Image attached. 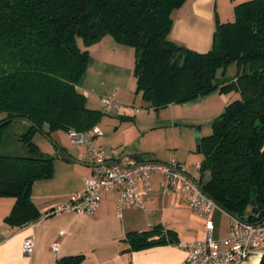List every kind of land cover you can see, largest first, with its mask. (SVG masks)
Wrapping results in <instances>:
<instances>
[{
    "label": "trees",
    "instance_id": "obj_1",
    "mask_svg": "<svg viewBox=\"0 0 264 264\" xmlns=\"http://www.w3.org/2000/svg\"><path fill=\"white\" fill-rule=\"evenodd\" d=\"M187 1L0 0V198L16 199L8 224L22 228L41 218L32 191L53 176L54 158L41 152L34 134L48 124L52 139L55 131L82 132L100 122L103 114L87 106L81 87L88 49L106 36L135 49L136 92L148 108L159 111L214 92L239 95L201 139L199 181L236 217L264 219V209L252 212L254 188L264 206V0L237 5L235 21L218 26L207 53L169 39L172 14ZM233 65L237 72L228 76ZM16 120L29 125L20 136L25 156L3 153L6 127ZM157 233L165 232L130 234L131 250L177 242L174 231L152 240ZM84 260L76 255L58 264Z\"/></svg>",
    "mask_w": 264,
    "mask_h": 264
},
{
    "label": "crops",
    "instance_id": "obj_2",
    "mask_svg": "<svg viewBox=\"0 0 264 264\" xmlns=\"http://www.w3.org/2000/svg\"><path fill=\"white\" fill-rule=\"evenodd\" d=\"M247 1L251 0H188L172 14L174 22L169 39L180 46L207 53L214 47L218 26L234 22L235 7ZM88 50L90 64L81 87L87 96V106L92 110H103L102 98L107 95H114L116 103H120L118 116L121 122L114 131L102 128L104 119L100 120L101 124L96 125L103 131V136L96 140L97 147L106 152L109 159L121 163L131 158L147 160V156H150L149 160L159 162H168L173 158L182 163L188 161V156L182 153H176L171 159L170 156L163 159L164 156L158 149L147 147L145 141L154 136L157 130L149 126L144 127L141 114L151 108H148L146 103L135 108L132 102L122 100L123 91L137 88L134 75L135 49L118 44L112 36H106ZM93 59L94 64L91 66ZM236 72L235 65L227 69L228 76H233ZM230 95H233L232 98H228ZM238 97L236 93L225 95L214 92L210 97H206L210 98L206 100V104H218V111H221L224 105L227 106ZM139 99L142 100L141 97ZM210 100L214 101L209 102ZM122 120H129L125 122L129 126L123 127ZM118 134L123 137H118ZM163 140L166 141L165 136ZM53 144L48 145L46 150V153L54 158L53 176L38 180L32 191V200L40 211L41 218L26 227H13L7 223L6 218L12 212L16 199L0 198V264H58L63 258L76 255L85 257L82 264H184L186 252L179 244L205 237V221L191 212L180 192L165 189L164 179L160 175L151 177L150 191L140 183L144 208H126L119 211L117 192L111 191L102 195L98 212L93 216H81L76 213L46 216L48 212L67 202L71 194L82 191L86 178L96 176L93 161L84 147L70 145L73 151L70 152L56 141ZM58 147L63 148L73 160L60 158ZM152 153L156 158L151 157ZM202 160L201 154L198 164H201ZM192 169L194 168L189 166L190 174L198 179ZM195 169L200 174L197 165ZM227 216L230 219L223 236L222 224L227 220ZM231 220L222 210L217 208L214 211L212 221L215 225L216 240L225 239L230 235ZM157 227L165 233L155 234L152 240H158L163 235L169 237L167 231L171 230L175 232L177 242L131 250L127 241L130 234L152 231ZM28 239L34 242L31 255L24 252V244ZM55 242L59 243L57 252L52 250Z\"/></svg>",
    "mask_w": 264,
    "mask_h": 264
},
{
    "label": "built area",
    "instance_id": "obj_3",
    "mask_svg": "<svg viewBox=\"0 0 264 264\" xmlns=\"http://www.w3.org/2000/svg\"><path fill=\"white\" fill-rule=\"evenodd\" d=\"M102 103L107 114L118 108L114 95L103 97ZM67 135L72 146L86 149L93 161L96 176L86 178L82 191L71 194L67 202L57 206L46 216L62 213L93 216L98 212L102 195L111 191L117 192L119 211L126 208H144L140 183L150 191L151 177L160 175L164 179L165 189L180 192L191 212L206 224L203 239L179 244L186 252L184 264H251L252 257L264 254V219L249 222L231 218L230 235L222 240L214 238L212 215L218 208L217 203L204 191L200 181L190 174L189 166L185 163L175 158L168 162L135 158L125 163L111 160L96 145V140L103 136L99 126L82 132L71 129ZM197 168L200 169V164ZM52 250H59L58 242L52 245ZM33 251L34 242L28 239L24 244V252L31 255Z\"/></svg>",
    "mask_w": 264,
    "mask_h": 264
},
{
    "label": "rangeland",
    "instance_id": "obj_4",
    "mask_svg": "<svg viewBox=\"0 0 264 264\" xmlns=\"http://www.w3.org/2000/svg\"><path fill=\"white\" fill-rule=\"evenodd\" d=\"M79 43L83 47L81 40ZM93 64L94 59L91 61V66H93ZM136 91L137 88L131 91H123L121 97H123V102H132V106L138 108L141 107L142 103L145 104V102L142 101V96H138L139 94H137ZM232 96L233 95H230L228 98H232ZM139 97H141L142 100H140ZM206 97H210V95L201 97L204 98L203 100H200L201 98H199L186 104L169 106L168 108L159 111L146 109L141 114L143 118L141 119L140 117L141 123L145 124L144 127L149 126L156 128L155 130H157L154 136L145 141L147 147L158 149L161 152L160 154L165 157H163V159H167V156H170L169 158L171 159L173 156L175 157L176 153L187 155L189 160L185 161V163L194 168L191 171H195V175L198 179H200V174L197 169H195V165H198L201 159V154H199L197 150V139L212 134L215 118L222 114L226 108V105H224L223 109L218 111V104H206V100L210 99ZM213 101L214 100H210L209 102ZM119 104L120 103L117 105ZM119 108L120 107L118 106V108L114 109L112 113L109 114L104 111V108L103 110L95 109L103 114L101 119H104V121L103 123L100 121L102 124L99 122L103 129L114 131L115 127L120 124L121 118L118 116ZM128 121L129 120H122V122H124L123 127L129 126L128 124H125V122ZM28 130L29 125L20 120H16L9 124L6 127L3 153L25 156L27 150L25 145L20 141V136L25 134ZM164 136L166 141L163 140ZM118 137H123V135L118 134ZM54 141L58 142L61 146H65L70 152L72 151L66 131L58 130L53 132L52 139L41 132H37L33 136V142L43 153H46L48 145H54ZM41 143L42 145H40ZM153 154L154 153H152L151 157L156 158ZM226 219L227 220L223 221L222 224L223 236L226 234L227 223L230 218L228 217Z\"/></svg>",
    "mask_w": 264,
    "mask_h": 264
},
{
    "label": "water",
    "instance_id": "obj_5",
    "mask_svg": "<svg viewBox=\"0 0 264 264\" xmlns=\"http://www.w3.org/2000/svg\"><path fill=\"white\" fill-rule=\"evenodd\" d=\"M41 132L44 135L48 136V134L50 133V126L48 124H46ZM57 150H58V155L60 158L67 160V161L73 160L72 157L63 148L58 147ZM197 150L199 153H201V138L197 139ZM145 159L149 160L150 156H147ZM252 197H253L252 212L255 214H258L259 212L263 211L264 206L261 204V200L257 196V189L256 188L253 189ZM217 207H218V209L222 210L227 215H229L231 218L238 219V217H236L235 215L230 213L226 208H224L219 203H217ZM251 264H264V254H260L258 256L252 257L251 258Z\"/></svg>",
    "mask_w": 264,
    "mask_h": 264
}]
</instances>
